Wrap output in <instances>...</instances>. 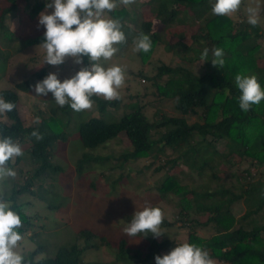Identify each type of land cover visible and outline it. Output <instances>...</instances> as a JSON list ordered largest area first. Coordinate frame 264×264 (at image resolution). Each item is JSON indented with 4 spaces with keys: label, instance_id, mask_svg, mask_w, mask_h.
<instances>
[{
    "label": "trees",
    "instance_id": "16d2710c",
    "mask_svg": "<svg viewBox=\"0 0 264 264\" xmlns=\"http://www.w3.org/2000/svg\"><path fill=\"white\" fill-rule=\"evenodd\" d=\"M46 1L7 0V7L0 14V31L4 32V36L0 33V41L3 38L6 47L18 46L19 43L16 34L10 33L8 27L4 26L6 15L19 7L22 16L31 21L32 17L45 9L48 3ZM260 1L264 14V0ZM116 2L117 7L112 12L106 11L104 15H110L109 19L112 17L121 25L125 41L119 47L137 38L141 32L149 35L152 41L148 53L138 51L137 55L143 64L148 61V64L156 65L153 73L141 74L155 88L156 99H137L125 105L126 111L119 118H113L108 110L119 108L121 98L109 101L95 95L91 97L100 116L86 120L82 118L80 111L77 112L78 120L73 131L80 146L84 151H93L124 135L130 147L115 158L83 152L74 160L79 176L83 165L89 162L101 166L105 170L102 176L108 177V173L113 170L107 166L111 161L115 163L113 167L119 169L125 163L138 160L160 161L154 170L159 172L166 167L167 169L156 191L162 202L171 195L178 197V214L187 229L186 243L206 250L210 258L220 264H264V184L260 180L254 181L247 177L246 184H241L240 192L236 193L224 186L225 178L234 175L228 170L221 172L219 169L225 163L231 165L230 169L245 164L242 174L249 175L252 167L264 166V100L258 105H252L249 111H242L239 107L241 93L235 84L237 74L255 75L264 90V67L257 62L264 58V51H258L264 49V22L259 21L253 27L242 17L233 20L229 16L216 15L210 12V0H147L154 19L165 28L163 31L175 23L196 28L189 42H183L181 38L167 42L159 32L153 30L152 21H143L138 12L130 9L129 6L137 7V0L127 5L128 7L119 0ZM45 31L44 28L42 33L23 39L22 46L27 48L41 45ZM205 48L209 50L208 57L201 61L200 57ZM214 48L224 51L225 64L219 69L211 63L214 59ZM159 49H164L171 56H177L186 63V67L166 64L161 59L151 62L154 53ZM6 56L0 50V60L8 59ZM87 60V57H83L84 65ZM195 65H199L201 71H196ZM50 69H53L50 64H45L34 73L26 72L24 78L14 84L13 88L0 91V97L15 104L13 111L0 114L3 118L0 120V138L9 136L14 142L27 144L22 149L23 155L12 158L6 164V167L14 169L21 161L26 162L27 168H17L21 173L18 187L6 191L12 177H4L3 190L0 191V198L9 201L12 209L21 217L22 227L18 231L22 237H26L33 224L27 215L30 207L38 209L39 205L45 203L51 211L63 218L68 213L69 204L57 201L60 186L68 185L53 183L49 178L50 175L64 174L62 167L53 162L52 154L57 153L56 147L59 143H67V127L74 110L67 104L61 107L55 103L51 92L45 96H37L41 102L49 105L48 120L42 117L39 123L29 125L18 109L17 93L35 92L33 86L42 81ZM53 70L57 72L55 67ZM131 74L136 75L134 72ZM162 100L173 101L178 115L172 117L161 112L157 107ZM152 109L154 112L151 114ZM191 117L197 118V121H190ZM34 130L43 139L37 140L32 136ZM167 149L171 151L168 154ZM234 156L238 160L232 164L230 158ZM177 164L189 174L204 177L207 187L200 183L189 189L180 185L175 175H168ZM144 167L148 169L150 164ZM242 174L235 176V180L241 179ZM125 176L127 175H117L111 185L115 186ZM212 181H215V186H211ZM69 194L67 192L65 195L68 197ZM19 195L26 196L28 200L20 198ZM240 201L245 206V212L236 218L232 205ZM202 217L205 219L202 220ZM64 220L65 218L61 219L59 225ZM173 224L175 223L163 218L160 231ZM195 228H202L209 236L200 237ZM161 233L160 240L151 233L147 235L149 238L143 233L139 234L143 241L141 250L146 248L145 253H140L141 250L131 252L127 246V237H121L118 240L115 260L122 264H156L155 256L181 244L175 245L167 234ZM96 238H99V243L94 242ZM38 245L44 246V243L38 242ZM104 245H109L104 235L84 228L76 233L72 243L57 246L52 256L33 260L35 252L24 254L23 264H84L82 255L86 249L98 250ZM39 250L40 248L37 249Z\"/></svg>",
    "mask_w": 264,
    "mask_h": 264
},
{
    "label": "rangeland",
    "instance_id": "374dc122",
    "mask_svg": "<svg viewBox=\"0 0 264 264\" xmlns=\"http://www.w3.org/2000/svg\"><path fill=\"white\" fill-rule=\"evenodd\" d=\"M19 1L20 0H18V2ZM47 2L50 3L51 0H47L46 3ZM137 2L138 5L136 8L135 6H128L130 9L132 8L133 11L138 12L140 14V19L143 21H152L153 30L159 32L165 41L173 42L174 40L182 39L183 42H189L190 36L196 29L195 26H181L180 24L175 23L172 26L167 27L166 31H163L165 28L162 27L159 21L154 19V14L150 9L151 7L148 5L147 0H137ZM214 3L215 0H210V12H212V6ZM7 4V0H0V14L2 10L7 7ZM249 7L257 8L259 21L264 22V14L262 13V3L260 0H242L239 9L228 16L233 18V20H239L241 17L248 20L246 10ZM45 11L46 9H43L41 12ZM51 11L52 9H47L46 14H50ZM130 12H132V10ZM22 15L23 13H21L19 7L9 15H6L4 26L5 28L8 27L10 33L16 34L19 43L18 46L6 47L3 38L0 41V50L4 55H7L6 58H8L4 61L0 60V91L13 88L14 84L20 82L24 78L23 75L26 72L34 73L45 64H48L46 62L44 63L46 53L40 45H32L27 48L22 46L23 39L40 34L44 31V27L39 25V15L32 17L31 21L27 20ZM109 16L105 15V18H109ZM110 19H112V17H110ZM262 26L264 28V24H262ZM0 33L4 36V32L0 31ZM135 40L136 38L132 39L122 47H119V44L114 45L118 51L113 57L109 60L101 58V60L98 61V63L104 68L118 65L124 72V84L118 89L121 98L119 108L108 110V113L113 118H119L126 111L125 105L131 102L133 103L137 99H142L144 101L156 99L155 88L149 81L141 77V74L149 75L153 73L156 65H150L148 64V61L145 64L141 62L140 57L137 55L138 51L135 48ZM258 51L260 53L263 52L264 49L261 48ZM157 59H161L166 64H171L173 66L186 67L185 62L175 55L171 56V54L165 52L164 49L157 50L154 53L151 62H156ZM257 62L260 66L264 67V58H260ZM50 66L53 69L55 67L57 72L50 69L48 74L56 73L58 79L63 81L64 79L73 76L81 67L90 66V62L87 60L86 65L83 63L76 64L74 63V58L69 57L66 58L65 62L61 65ZM195 66L197 67L196 71H201L199 70V65ZM131 72H134L136 75L133 76ZM143 88L144 91L142 92L141 90ZM17 94L18 109L27 124L31 125L36 122L37 117H39V121H41L42 117L48 120L49 105L41 102L40 98L35 95V92H18ZM50 96L52 95H48V97ZM99 97L103 98L102 96ZM173 106V101L162 100L157 108H159L161 112H164V114L175 117L178 114ZM80 112L82 118L86 120L91 117L100 116L94 105H92L90 109L82 110ZM153 112L154 109L151 110V114ZM76 114L77 111H72L70 115L71 119L67 127V131L69 132L67 143L64 145L59 143L56 147L57 153L52 154L53 162L58 163L62 167L64 174L59 176L50 175L49 178L53 183L56 182L60 185H68L60 186V191L58 193L59 197L57 200L58 203L69 204V207L67 208L68 213L64 216L65 220L59 225V221L64 219L63 216L55 214V212L51 211L50 207L45 203L42 206L39 205L38 209H35L34 206L30 207L27 211V215L32 219L31 221L33 224L26 234V237H22V240L19 242V247L16 250L22 255L35 252L33 253V260H38L39 258L50 255L52 256L55 254V248L57 246L72 243L75 239L76 233L85 228L91 230L93 233L104 235L107 238L109 245L107 247L104 245L98 250L86 249L87 251L82 255L84 264H90L93 262L98 264H122L121 261L115 260L118 240L121 237H127V246L131 252L136 250L140 251L142 249L143 241L140 239L139 234L130 237L124 233L123 229L127 223H130L134 212L136 210H142L145 206L159 207L163 212V217L168 221L175 223L170 228L161 229V232L167 234L175 245L178 243H186L188 239L187 229L183 226L184 224L181 221V216L178 214V197L171 195L168 196V200L162 202L156 191V187L163 180L166 174L165 170L167 169L166 167L159 172L154 170V168L159 166L161 163L160 161L138 160L133 163H125L122 169L114 168L113 166L115 163L111 161L107 166L113 170L108 173V177L102 176V173L105 170H102L101 166L89 162L88 164L83 165V171L79 176L74 160L79 158L83 152L89 150L84 151L80 146L76 133L73 131L78 120ZM1 119H3L2 116L0 117V120ZM190 121H197V118L191 117ZM129 144L128 139L124 135H120L115 140L109 141L102 147L89 151V153L92 155L111 156L112 158H115L124 150L129 149ZM20 145L22 149L27 147V144ZM168 152L171 151L167 149L166 153L168 154ZM237 160L238 158L235 156L230 158L232 164L236 163ZM146 164H150L148 169L144 167ZM178 164L172 167L168 172V175H175L180 185L187 189L194 188L197 183L203 184L207 187V182L204 177L200 178L197 174H189L188 171H184L182 166H179ZM230 166L231 165L225 163L220 165L219 169L221 172L228 170L229 173L234 175L227 179L225 178L224 180V186L231 188L233 192H240L241 184H244L247 181V177L254 179V181L260 180L261 183L264 184V166L260 168L252 167L249 175L242 174L244 168H246L245 164L240 167L239 165H236L231 169ZM17 168H27L26 162L23 160L17 167L12 169L15 171L16 175L12 177V180L7 184L6 191L8 192L11 188H14L15 186L18 187L19 181L21 180V173L17 171ZM119 174L127 176L115 184V186H112L111 181L114 178H117V175ZM240 174H242L241 179L236 181L235 176H239ZM3 179L4 178L0 179V191L3 190ZM214 182L215 181H212L213 184L211 183V186H215ZM67 192L70 193L68 197L65 195ZM19 197H24V199L27 198L22 195H19ZM26 200H28V198ZM183 202L184 205H186V202ZM232 211L236 218L240 217L245 212V206L240 201L232 205ZM201 219L204 220L205 217H202ZM196 230L200 237L209 236V233L202 230V228H197ZM146 238L149 237L146 236ZM157 238L160 240L162 236ZM38 242L44 243V246L41 245L39 247ZM94 242L99 243V238H96ZM38 248H40L39 251H37ZM145 249L141 250L140 253H145ZM171 250L172 249H168L166 252H161L159 255L163 256ZM214 262L215 264H220L215 260Z\"/></svg>",
    "mask_w": 264,
    "mask_h": 264
},
{
    "label": "clouds",
    "instance_id": "9594fccd",
    "mask_svg": "<svg viewBox=\"0 0 264 264\" xmlns=\"http://www.w3.org/2000/svg\"><path fill=\"white\" fill-rule=\"evenodd\" d=\"M123 5H130L135 0H119ZM242 0H215L212 12L219 16H228L236 12ZM117 7L116 0H51L46 4L45 12L39 14V25H42L44 41L40 45L45 50L44 63L53 66L61 65L66 58H74V63L82 64L87 57L90 66L81 67L70 78L61 81L56 73H49L42 81L33 87L36 96H54L55 102L63 107L69 105L74 111L90 109L93 105L91 97L102 96L105 100L119 99L118 89L124 84V72L118 65L102 67L98 61L109 60L118 51L114 45L125 41L118 20L105 18V12H112ZM47 9H52L46 14ZM248 23L253 27L259 23L258 9L247 8ZM75 26V27H73ZM152 41L149 35L139 33L135 40L137 51L148 53ZM209 50L205 48L201 61L208 57ZM214 67L222 68L225 64L224 51L213 49ZM235 84L240 90L239 107L249 111L252 105H258L264 100V90L255 75L235 76ZM15 104L0 97V114L11 112ZM39 123V117L36 118ZM32 136L43 139L38 131ZM23 155L19 143L9 136L0 138V178L14 177L15 171L6 167L8 161ZM12 189V188H11ZM11 189L9 191H11ZM163 212L159 207L145 206L135 211L130 223L123 231L127 236L134 237L143 233L146 237L151 233L154 237L162 235L160 225L163 222ZM166 219V218H165ZM167 220V219H166ZM22 227L20 215L15 212L9 201L0 198V264H23L24 257L16 249L22 236L18 229ZM156 264H215L209 253L195 244L183 243L173 248L163 256H155Z\"/></svg>",
    "mask_w": 264,
    "mask_h": 264
}]
</instances>
